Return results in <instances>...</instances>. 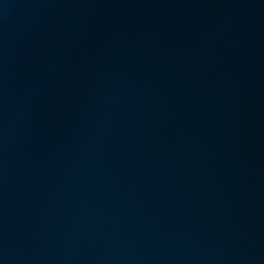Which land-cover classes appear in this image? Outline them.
Wrapping results in <instances>:
<instances>
[{"label": "water", "instance_id": "95a60500", "mask_svg": "<svg viewBox=\"0 0 264 264\" xmlns=\"http://www.w3.org/2000/svg\"><path fill=\"white\" fill-rule=\"evenodd\" d=\"M0 264H264V0H0Z\"/></svg>", "mask_w": 264, "mask_h": 264}]
</instances>
